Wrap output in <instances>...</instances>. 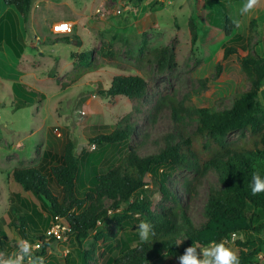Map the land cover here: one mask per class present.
I'll return each mask as SVG.
<instances>
[{
  "label": "rangeland",
  "instance_id": "rangeland-1",
  "mask_svg": "<svg viewBox=\"0 0 264 264\" xmlns=\"http://www.w3.org/2000/svg\"><path fill=\"white\" fill-rule=\"evenodd\" d=\"M218 1L223 7L214 6L211 18L208 17L206 0H146L142 3L130 0L36 1L34 23H30L25 32L22 22V33L28 42L35 44V36L42 42L35 44V49L32 45L23 57V54L17 56L10 51L9 57L0 53V62L10 69L4 72L7 74L3 73L0 81V220L9 212L12 194L20 193L40 206L31 193L23 191L14 181L13 171L58 164L63 147L69 141L74 143L78 157L85 149L88 153H101L103 158L99 168L106 170L117 164L130 146H140L141 155L154 154L162 146L159 141L170 133H178L171 109L160 106L162 100L172 99L192 104L195 108L214 107L220 111L232 106L234 95L244 88V74L240 58L234 55L222 61L225 67L223 79L215 78L216 65L222 60L224 49L232 45L233 38L225 35L221 23L225 15H229L236 26L235 34L243 36L242 45L246 52L264 56V0H256L246 13L241 9L248 0ZM2 4L3 0H0V8ZM190 19H194L199 34L194 47L188 25ZM252 20L257 23L256 33L248 44ZM66 24L73 26L71 32H54L56 27L64 31ZM172 46L176 48L178 66L160 73L147 61L148 52ZM108 51L116 57L106 60ZM41 52L44 54L40 55ZM84 52L89 59L91 55L92 65L99 67L63 90L61 85L69 81L67 76ZM86 65L87 62L82 64ZM9 72L26 74L31 79V91L44 95L45 100H35L25 108L16 109L12 83L19 77L10 76ZM117 75L143 77L148 84L145 98L134 101L122 96L110 99L100 95V91L110 88ZM260 98L264 104V89ZM129 114H132L130 122L135 125L131 141L115 146H89L90 138L113 131ZM183 128L192 135L196 122L187 119ZM241 138L248 139L249 133L238 132L227 141L237 143ZM49 153L50 160H45ZM168 174L167 185L171 192L182 202L194 224L200 227L205 222L203 211L209 191L211 187H220L216 173L210 172L204 179L194 169H174ZM146 181L149 184L148 197L156 213L174 207V202L163 197L153 186L149 175ZM100 227L110 231V218ZM3 228L10 242L4 260L16 259L22 242L26 241L17 228L6 224ZM59 235L60 238L51 240L48 255L34 264H67L66 259L70 256L77 261L75 242L64 231ZM94 242L95 237H89L82 249L91 250ZM224 246L236 257L242 250L257 252L256 264H264V232L239 234ZM214 247L212 244L195 254L203 260V252ZM37 248L32 247L33 250ZM96 252L100 264H105L113 254L111 246L104 243H98ZM26 257L20 255V264H32V258L30 261ZM211 259L214 261V257ZM171 262L172 259L165 257L160 264Z\"/></svg>",
  "mask_w": 264,
  "mask_h": 264
},
{
  "label": "trees",
  "instance_id": "trees-1",
  "mask_svg": "<svg viewBox=\"0 0 264 264\" xmlns=\"http://www.w3.org/2000/svg\"><path fill=\"white\" fill-rule=\"evenodd\" d=\"M3 1L16 9L28 29L37 0ZM130 1L142 3L146 0ZM206 1L209 18L214 6L223 7L218 0ZM221 24L225 35L233 38L232 45L224 49L222 60L216 65L215 78L223 79L222 61L234 55L240 58L244 74V88L234 95L232 106L220 111L214 107L195 108L172 99L162 100L160 106L171 109L178 133H170L159 141L162 146L154 154L141 155L140 146H130L126 155L106 170L99 168L101 153H88L85 149L78 157L71 141L64 145L56 165L16 168L14 181L23 191L31 193L40 206L20 193L11 195L9 212L0 220V260H4L10 247L4 224L19 230L29 246L33 262L48 255L51 240H56L54 235H49L54 225L65 228L77 248V261L70 256L67 264H100L96 252L98 243L108 244L113 250L105 264H160L165 257L172 259L170 264H181L180 257L186 255L190 247L198 254L212 244L224 245L234 233L264 232V191L253 195L251 190L254 178L264 182V104L260 98L264 89V56L246 52L243 36L235 34L236 26L229 15H225ZM188 25L194 47L199 39L198 28L194 19H190ZM256 26V21L252 20L247 43L253 40ZM12 49L17 56L24 52L23 46L20 52H16L14 46ZM109 52L106 60L116 57ZM146 59L160 73L178 66L175 46L152 50ZM84 62L86 66H82ZM92 62L87 52L80 54L75 69L67 76L69 81L61 88L66 90L99 67ZM13 90L16 109L25 108L35 100H45L44 95L28 90L19 82L13 84ZM147 92L148 84L143 77L117 75L110 88L100 91V95L141 101ZM131 116L127 115L113 131L90 138L89 146H115L131 141L135 132ZM187 119L196 122L192 135L183 128ZM238 132H248L249 138H241L237 143L227 141ZM204 153L208 156H202ZM49 155L45 160H50ZM174 169H194L203 179L210 172L217 175L220 187H211L203 211L205 222L200 227L194 224L167 185L168 171ZM148 175L159 193L174 202V207L164 208L160 213L154 211V204L148 197ZM109 218L112 228L106 232L100 225ZM141 222L150 224L155 233L147 242L141 241L139 236ZM91 236L95 237L92 249H82L84 241ZM36 244L39 248L33 250ZM257 259V252L244 250L237 257L239 264H256Z\"/></svg>",
  "mask_w": 264,
  "mask_h": 264
},
{
  "label": "crops",
  "instance_id": "crops-1",
  "mask_svg": "<svg viewBox=\"0 0 264 264\" xmlns=\"http://www.w3.org/2000/svg\"><path fill=\"white\" fill-rule=\"evenodd\" d=\"M3 4H2L3 6H1V8H0V53L4 52L6 54V56L9 57V51L14 52L12 49L13 46L16 48V52H20L21 51L20 47L23 46L24 51H25L23 53H25V55H26L31 50L32 45L34 46L33 49H35L36 48L35 44H37L39 42L41 43L42 41L40 39H38V36L37 37L35 36L34 38L37 39V42L35 44L32 42H28L26 40V37H24L23 33H22V28H23L22 27V22H23L22 17L18 14V12L16 11L15 8L7 6L4 3V1H3ZM34 18L35 17H34V10H33L32 14H31V23H34ZM58 24L62 25L61 23H58ZM66 25H68V24H66ZM67 27H70V31L67 30V32H64L63 34H65V33L67 34V33L72 31L73 26L68 25ZM29 28H30V26H29ZM28 29L24 25V31L26 32ZM34 32L37 33L36 30H34ZM54 32L56 34H59L57 32V27H56V29H54ZM43 54H44L43 52L40 53V55H43ZM23 56H24V54L22 55V57ZM0 60H2L1 57H0ZM8 70H10V69H8L6 64L0 62V81L3 80L2 75L7 74L4 72L8 71ZM8 75L19 77L18 81H14L12 83V92H13L14 99H15V93L13 90V84L14 83H17V82L22 83L24 86L27 87L28 90H31V88H30L31 87L30 85H32V83L30 81L31 79H29L26 74H24V76H23V75H20L16 72L15 73L9 72Z\"/></svg>",
  "mask_w": 264,
  "mask_h": 264
},
{
  "label": "clouds",
  "instance_id": "clouds-1",
  "mask_svg": "<svg viewBox=\"0 0 264 264\" xmlns=\"http://www.w3.org/2000/svg\"><path fill=\"white\" fill-rule=\"evenodd\" d=\"M256 3V0H248V2L241 9L242 13L248 12L253 8V5ZM66 28V26H64ZM62 30V29H57ZM255 183L252 186V194L255 195L258 192L264 191V182H262L259 178H254ZM138 232L141 241L147 242L151 239L155 233L151 229V225L145 222H141L138 226ZM38 247V245H37ZM196 250L194 247H190L186 250V255L180 257L181 264H239L237 257L233 252L229 249L225 248L223 243L217 244L211 250H205L203 252L204 259L199 260L196 256ZM20 255L28 256L29 255V246L27 242H22V246L20 247V253L17 254L16 259H7L0 260V264H20ZM214 257V261L211 259ZM31 261V257H29ZM34 264V262H32Z\"/></svg>",
  "mask_w": 264,
  "mask_h": 264
},
{
  "label": "built area",
  "instance_id": "built-area-1",
  "mask_svg": "<svg viewBox=\"0 0 264 264\" xmlns=\"http://www.w3.org/2000/svg\"><path fill=\"white\" fill-rule=\"evenodd\" d=\"M67 30L70 31V27H66V29L63 30H57V32L59 34H63L64 32H67ZM1 119V116H0ZM64 231L65 232V228H62L60 225H54V227L49 231V235H54L56 238H60L59 232ZM238 237V234L234 233L230 239H226L224 242L229 244L230 241H234L236 238ZM35 247H37V245H35ZM39 248V245H38ZM37 248V249H38Z\"/></svg>",
  "mask_w": 264,
  "mask_h": 264
}]
</instances>
